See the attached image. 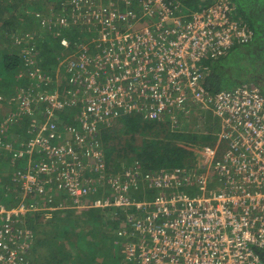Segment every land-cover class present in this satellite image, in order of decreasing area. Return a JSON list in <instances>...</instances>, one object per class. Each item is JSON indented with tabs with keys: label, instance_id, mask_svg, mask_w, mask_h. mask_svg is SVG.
<instances>
[{
	"label": "built area",
	"instance_id": "obj_1",
	"mask_svg": "<svg viewBox=\"0 0 264 264\" xmlns=\"http://www.w3.org/2000/svg\"><path fill=\"white\" fill-rule=\"evenodd\" d=\"M69 1L75 8L66 16L90 20L94 26L87 42L59 60L70 75L68 83L82 84L68 92L73 103L83 95L80 124L66 125L65 134L54 128L46 134L44 124L28 143V167L36 171L19 176L23 192L18 202L0 204V264H24L33 247L25 217L41 209L28 195L46 193L42 173L56 177L58 188L68 192L78 209L135 207L124 227L129 231L124 255L132 264H263L258 250L264 249V92L249 84L211 94L203 83L204 59L223 55L252 36L237 18L234 3L219 0L188 16L176 14L170 0H134L156 19L151 27L136 25L133 0ZM24 39L30 41L33 35ZM61 44L74 49L65 38ZM24 52L27 66L35 68L28 73L38 82L31 90L51 85L52 76L41 73L33 47ZM34 95L40 96L52 119L54 109L66 103L57 90ZM29 102L30 97L23 103L27 110ZM120 109L144 111L152 119L170 109L210 110L219 132L214 144L195 151L188 171L160 170L138 178L137 171L122 167L116 179H110L113 195H98L102 197L90 203L95 174L104 168L95 139L98 126L113 122ZM141 180L158 188L151 200L129 196L128 189ZM134 230L139 233L136 241L131 240L137 236Z\"/></svg>",
	"mask_w": 264,
	"mask_h": 264
},
{
	"label": "trees",
	"instance_id": "obj_2",
	"mask_svg": "<svg viewBox=\"0 0 264 264\" xmlns=\"http://www.w3.org/2000/svg\"><path fill=\"white\" fill-rule=\"evenodd\" d=\"M48 1L0 0V106L5 110H9L12 105L15 107L13 110L11 108V113L0 114V138L4 142V147L0 148V204L7 206L18 202L22 197L23 185L19 176L28 171H36L34 167H28L31 155L26 149L28 143L40 133L41 127L47 124L48 130L44 131L46 134L53 128L58 134H65V126L78 127L82 115V103L79 99H83V95L80 93L77 103H73L68 93H73L82 84L68 83L70 75L59 64V60L87 42L93 36L90 28L94 26L81 19L74 20L66 16L75 8L69 0ZM217 1L219 0H170V5L176 14L189 16L195 11L209 8ZM231 1L235 5L237 18L251 30L252 36L247 41L236 42L223 55L203 60V66L207 70L204 86L211 94L233 91L249 84H255L264 92L259 81L264 76V0ZM52 2L59 6L62 15L58 22H49L50 29L41 34L36 26L40 27L46 21L41 22L37 13L43 7L47 10ZM119 6L124 9L126 5L121 2ZM130 10L136 15L137 26L155 25L156 19L145 15L134 0ZM64 16L66 20L61 22L60 19ZM28 33L33 35V39L28 42L34 49V59L37 60L41 73L52 76L53 90L59 92L62 101L66 100L61 109H54L56 116L53 119L49 118L48 107L42 104L40 96L34 95L36 90H31L38 83L37 80L28 73L30 71L24 72L25 67H28L27 61H24L26 53L18 46L22 42H25V46L29 45L27 39L23 38ZM63 38L74 49L69 51L65 48L61 44ZM257 40L259 42L255 44ZM92 49L97 51L95 47ZM29 97L30 109L27 110L23 103ZM213 121L215 125L217 118L210 110L193 109L180 113L170 109L162 117L152 119L144 111L120 109L113 122L98 126L95 139L103 153L104 168L95 174L98 181L93 183L88 201L92 203L94 198L102 197L98 195H113L115 191L112 183L122 167L137 171L138 178L160 170L188 171L196 159L195 151L216 141L219 131L211 127ZM16 150L28 153L16 156ZM40 177H43L46 193L28 195V200L30 195L35 197L33 199L41 209L32 211L25 217L33 232V247L28 249L24 264H65L69 261L74 264L76 248L82 255L89 251L93 259H96L95 253L100 254L99 251L107 254L108 258L100 255L103 264H132L124 255L128 239L125 235L129 233L124 227L129 224L127 213L135 212V207L126 211L122 207L109 206L78 209L71 202L68 192L58 188L56 177L43 173ZM142 180L136 188L128 189V194L139 200H151L158 188L154 184L143 183ZM56 199L63 201L56 202ZM75 211L84 216L85 219H78L86 229L82 230L84 239L73 241V237L81 233V230L76 231L75 218H68ZM48 219L55 223L50 230L47 229L50 224ZM134 233L137 236L131 238L132 241L139 237L137 231L134 230ZM59 236L64 237L62 243L56 241ZM35 247H42L45 253L36 255ZM258 251L264 264V249Z\"/></svg>",
	"mask_w": 264,
	"mask_h": 264
},
{
	"label": "rangeland",
	"instance_id": "obj_3",
	"mask_svg": "<svg viewBox=\"0 0 264 264\" xmlns=\"http://www.w3.org/2000/svg\"><path fill=\"white\" fill-rule=\"evenodd\" d=\"M48 1V0H47ZM49 2V1H48ZM43 3H44V1H43ZM43 3H41V5L43 4ZM26 5V3L25 4H23L22 6H25ZM46 9V8H45ZM44 9V7H43V9L40 11V12H38L37 13V16L39 17V18H41L40 19V21L41 22H43V21H46L45 23H44V25H42V26H40L39 27V25L38 26H36V29L37 30H39V32L41 31V34H45V30L46 29H50L49 28V26H50V24H49V22H51V23H54V22H58V19H59V17L62 15L61 13V11H59V6L58 5H56L55 6V3L54 2H52V5L51 6H49L48 8H47V10H45ZM60 21H61V19H60ZM89 21L90 20H86L85 22H87L88 23V25H91V23H89ZM84 22V23H85ZM42 27V28H41ZM94 29V28H93ZM23 38H25V36L23 37ZM16 40H18V39H16ZM18 41H22V39L21 40H18ZM28 42V41H27ZM259 42V40H257L256 42H255V44H257ZM28 46H25V42H22L21 44H19V46H18V48L20 49V50H23V49H28L29 47H30V42H28ZM250 50H252V49H250ZM58 59V58H57ZM262 60H264V57H263V59ZM25 61V60H24ZM30 64H31V62H30ZM262 64H264V62L262 63ZM29 66V65H28ZM31 68H33V67H25V71L24 72H26V71H28V70H30ZM59 80V79H58ZM57 80V81H58ZM260 81V85H262V87L264 88V76L262 77V79L261 80H259ZM59 82V81H58ZM60 83V82H59ZM52 88V89H51ZM53 88H54V86H53V84L52 85H49V86H47V87H43V88H41V87H38V86H35V89L34 90H36V91H34L35 93L36 92H43L44 90H47V91H51V90H53ZM11 106V105H10ZM11 108H12V110L15 108L13 105L11 106ZM11 108L9 109V110H5V109H1V106H0V114L2 113L3 115H5V114H7L8 112L9 113H11L10 112V110H11ZM40 110V109H39ZM1 114V115H2ZM33 116V115H32ZM31 116V117H32ZM56 116V115H55ZM26 120V119H25ZM33 121H35V120H33ZM211 125V127H214V128H217V132L219 131V127H218V122H215V125H214V121L210 124ZM80 212L79 211H75V212H73L71 215H70V217H68V218H75V223H76V231L77 232H80V230H81V233H79L78 235H76L75 237H73V241H75V240H77V239H84L83 237H84V235H83V232H82V230H84V229H86L85 227H84V225H80V221H79V219H81V218H83L84 216H81L80 214H79ZM79 218V219H78ZM83 219H85V218H83ZM47 222L48 223H50L49 225H47V229H51L52 227H53V225L55 224H53V221H50V219H48L47 220ZM53 224V225H52ZM27 225L29 226V224L27 223ZM111 228V227H110ZM52 233V232H51ZM110 232H108V234H109ZM54 234H56V233H54ZM69 235H72L71 233L69 234ZM98 237H99V235H98ZM63 239H64V237L63 236H59V237H57L56 238V241L57 242H60V243H62L63 242ZM42 247H40V249L38 248V247H35V254L36 255H38L39 256V254H41V255H43V253H45V249H41ZM69 249L67 248V251H68ZM117 250H119L118 248H117ZM65 251H66V249H65ZM99 251V250H98ZM79 251H77V248H76V252H75V254H77L76 255V262H74V264H103L102 263V258H100V255L102 254L103 256H104V258H108L107 256V254H105V253H101V251H99V253L100 254H97V253H95V258L96 259H93V257H92V254L88 251V254H83L82 255V253H78ZM96 254L98 255L97 257H96ZM67 255H69L68 253H67ZM80 256H84V257H82V258H87V260H85V259H82ZM78 258H80V259H78ZM40 260L42 261V257L40 256ZM65 264H73L71 261H69L68 263H65Z\"/></svg>",
	"mask_w": 264,
	"mask_h": 264
},
{
	"label": "crops",
	"instance_id": "obj_4",
	"mask_svg": "<svg viewBox=\"0 0 264 264\" xmlns=\"http://www.w3.org/2000/svg\"><path fill=\"white\" fill-rule=\"evenodd\" d=\"M59 201H57V199H56V202H61V201H63V200H60V199H58Z\"/></svg>",
	"mask_w": 264,
	"mask_h": 264
},
{
	"label": "bare ground",
	"instance_id": "obj_5",
	"mask_svg": "<svg viewBox=\"0 0 264 264\" xmlns=\"http://www.w3.org/2000/svg\"><path fill=\"white\" fill-rule=\"evenodd\" d=\"M60 87V86H59Z\"/></svg>",
	"mask_w": 264,
	"mask_h": 264
}]
</instances>
